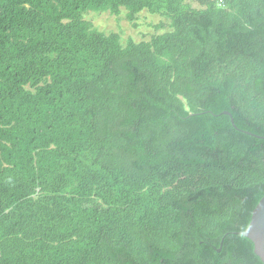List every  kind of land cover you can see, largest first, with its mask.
<instances>
[{
  "label": "trees",
  "instance_id": "trees-1",
  "mask_svg": "<svg viewBox=\"0 0 264 264\" xmlns=\"http://www.w3.org/2000/svg\"><path fill=\"white\" fill-rule=\"evenodd\" d=\"M195 1L0 0V264H264V0Z\"/></svg>",
  "mask_w": 264,
  "mask_h": 264
},
{
  "label": "rangeland",
  "instance_id": "rangeland-1",
  "mask_svg": "<svg viewBox=\"0 0 264 264\" xmlns=\"http://www.w3.org/2000/svg\"><path fill=\"white\" fill-rule=\"evenodd\" d=\"M194 6L199 4L195 0H191ZM127 11L122 10L121 14L115 15L110 11L97 12L89 11L85 13V18L91 20L95 27L106 32L117 31L122 36V43L127 44V41L132 38L136 41L150 40L152 35L163 33L169 28L157 30L155 24L159 23L162 17L157 13H150L145 10L140 14L137 21L139 25L135 26L127 18Z\"/></svg>",
  "mask_w": 264,
  "mask_h": 264
},
{
  "label": "water",
  "instance_id": "water-1",
  "mask_svg": "<svg viewBox=\"0 0 264 264\" xmlns=\"http://www.w3.org/2000/svg\"><path fill=\"white\" fill-rule=\"evenodd\" d=\"M224 113L230 115L234 127H236L238 130H243L237 126L231 112L224 111ZM246 132L253 134L259 138H264V136L256 135L249 131ZM242 233L254 242L255 252L264 262V196L262 197L260 202L257 204L256 208L254 209L252 220L249 226L247 227L246 230L242 231Z\"/></svg>",
  "mask_w": 264,
  "mask_h": 264
},
{
  "label": "built area",
  "instance_id": "built-area-1",
  "mask_svg": "<svg viewBox=\"0 0 264 264\" xmlns=\"http://www.w3.org/2000/svg\"><path fill=\"white\" fill-rule=\"evenodd\" d=\"M219 4H225V0H219Z\"/></svg>",
  "mask_w": 264,
  "mask_h": 264
}]
</instances>
